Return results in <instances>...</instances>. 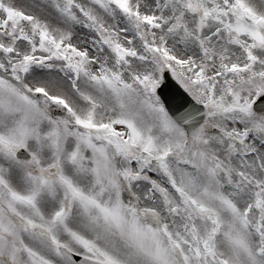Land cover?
<instances>
[{"label": "snow or ice", "instance_id": "snow-or-ice-1", "mask_svg": "<svg viewBox=\"0 0 264 264\" xmlns=\"http://www.w3.org/2000/svg\"><path fill=\"white\" fill-rule=\"evenodd\" d=\"M0 264H264V0H0Z\"/></svg>", "mask_w": 264, "mask_h": 264}]
</instances>
